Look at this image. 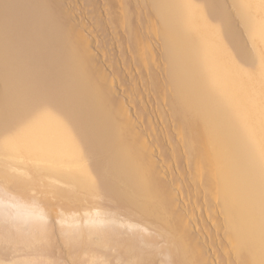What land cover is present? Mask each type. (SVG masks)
Listing matches in <instances>:
<instances>
[{
  "label": "bare ground",
  "instance_id": "6f19581e",
  "mask_svg": "<svg viewBox=\"0 0 264 264\" xmlns=\"http://www.w3.org/2000/svg\"><path fill=\"white\" fill-rule=\"evenodd\" d=\"M63 2L0 0V186L50 220L4 240L264 264V0Z\"/></svg>",
  "mask_w": 264,
  "mask_h": 264
},
{
  "label": "rangeland",
  "instance_id": "374dc122",
  "mask_svg": "<svg viewBox=\"0 0 264 264\" xmlns=\"http://www.w3.org/2000/svg\"><path fill=\"white\" fill-rule=\"evenodd\" d=\"M60 1H64L63 3H64V9H65V11L66 12H72L71 13V18H74V26H76V24H77V22L79 21L78 19H82V17H83V12L84 11H87L88 10V8L90 7V5H88L87 6V4H86V0H60ZM79 1H80V4H79ZM85 2V3H84ZM78 3V4H77ZM85 4V5H84ZM75 5H76V7H75ZM83 5V6H82ZM78 6V7H77ZM85 7H87V8H85ZM77 8V9H76ZM86 9V10H85ZM69 10V11H68ZM73 10H75V11H73ZM106 12V10L105 9H102L101 8V10H100V12H99V14H98V17L97 18H106V17H108L109 15L107 14V13H105ZM80 14H82L81 16L82 17H80ZM78 15V16H77ZM101 15V16H100ZM83 21H87V19H84L83 18ZM98 22V21H97ZM96 22V24H94V26H91V27H87V28H83L82 26H80L81 28H79V30L76 28V27H74V31H81L82 33H84V34H86V32H88L87 30H91V29H98V28H100L101 27V25H102V23L101 22H98L97 23ZM100 23V24H99ZM78 25V24H77ZM91 28V29H90ZM86 31V32H85ZM119 42V41H118ZM111 43H113V41H111ZM120 44H117V42L115 43V45H114V47H113V49L115 50V51H117V50H119L120 51V49L121 50H124L126 47H127V44L126 45H124V44H122V42H119ZM153 43H155V42H153ZM124 48V49H123ZM95 53H97V54H99L100 55V53L97 51H95ZM97 61H99V60H97ZM103 62H104V60H103ZM137 67V68H136ZM139 69H141V67L140 66H135V67H133L132 68V71L133 72H135V73H137V71L139 72ZM137 70V71H136ZM149 102H147V104H148ZM164 134H166V132H163V135ZM0 158H4V157H2V156H0ZM6 159V158H5ZM20 162V163H22L23 161H25V160H22V162H21V159H18L17 160V162ZM27 163H29V162H31V161H26ZM172 173H175L174 172V170H172ZM3 188V187H2ZM1 188V186H0V194L2 195H0V253H1V261L2 262H6V263H11V261H12V263H16V264H20V262H18V261H20V259H22V261H25V260H28L29 258H30V256L31 255H34V256H36V257H32V258H30L29 260H32V264H35L36 263V261H41L42 260V258L44 259V257H48V259L50 258V260L52 259V260H55L56 262H57V264H77V261H79V263L78 264H86V262L85 261H83V260H85V258L83 257H81V253L78 251V252H74V249H71L70 250V248H66L65 246L63 247V245H62V240H60V239H63L62 237H69V233L67 234V236L65 235L66 234V232H65V234H61L60 232H58L59 231V229L63 226V227H65V226H68V225H66L64 222L62 223H59V222H57V223H54L53 224V233H55V235H57L58 237L57 238H55L54 237V242H52L53 244H51V243H49V244H45V243H43V246H44V248H43V246H42V243H36V242H33V241H31V244H29L28 246H25L23 243H19L17 240H4V237H5V234L7 233V234H9V235H12L14 232L15 233H18V234H20V233H27L28 235L30 234V226L32 227V221H36L37 219H38V222H46V221H50L46 216H44L43 215V211L40 209L41 207L39 206V205H32V204H26L25 202H24V200H22V199H20V198H17L16 196H15V193L14 192H12V191H14L15 189H13V188H8V190L6 189V188H4L5 189V191H4V189H2ZM11 189H12V191H11ZM24 189V188H23ZM7 190V191H6ZM10 190V191H9ZM3 191V192H2ZM8 192V193H7ZM5 193V194H4ZM10 193H13V196L15 197H13ZM8 194V195H7ZM5 196V197H4ZM4 197V198H3ZM10 197V198H9ZM12 198V199H11ZM14 198V199H13ZM5 200H6V202H5ZM9 201H11L10 203H8ZM15 201V202H14ZM19 201V202H18ZM22 201H23V203H22ZM17 202V203H16ZM16 203V204H15ZM26 204V205H25ZM22 205V206H21ZM29 209V211H28V209L26 208V207ZM29 206V207H28ZM39 206V207H38ZM21 207V208H20ZM38 207V208H37ZM24 208V209H23ZM32 209H34L33 210V212H32ZM31 210V211H30ZM36 210V211H35ZM40 210V211H39ZM35 213V214H34ZM30 214V215H29ZM37 214V215H36ZM32 215H35V216H32ZM16 216V217H15ZM32 216V217H31ZM39 216V217H38ZM43 217V218H42ZM26 218V219H25ZM28 218V219H27ZM34 218V219H33ZM16 219V220H15ZM31 219V220H30ZM36 219V220H35ZM42 219H43V221H42ZM4 220V221H3ZM20 222V223H19ZM22 222V223H21ZM60 224V225H59ZM23 225V226H22ZM29 225V226H28ZM58 225V226H57ZM62 225V226H61ZM13 226V227H12ZM58 228H57V227ZM72 226V227H71ZM75 226V225H74ZM74 226L72 225V223L71 224H69V227L72 229V228H74ZM25 227V228H24ZM62 227V228H63ZM2 228V229H1ZM17 228V229H16ZM21 229V230H20ZM23 229V230H22ZM10 230V231H9ZM18 230V231H17ZM27 231H29V232H27ZM32 233V232H31ZM58 233H60L61 235H59ZM71 233V232H70ZM54 235V236H55ZM63 235V236H62ZM61 236V237H60ZM55 239H56V243L57 244H55ZM11 241V242H10ZM12 241H13V243H15L14 245L13 244H11L12 243ZM10 242V243H9ZM33 243H35V244H33ZM11 244V245H10ZM18 244H20V245H18ZM21 244H22V246H21ZM40 244V247L38 246ZM51 244V245H50ZM7 245H9V246H7ZM16 245V247L14 248L13 246H15ZM30 246V247H29ZM42 246V247H41ZM39 247V249L40 248H42V250L40 249V251H37L38 248ZM2 250V251H1ZM73 250V251H72ZM43 251H45V252H43ZM72 251V252H71ZM3 252V253H2ZM39 252V253H38ZM40 253H41V255L43 256H41L40 255ZM79 253H80V255H79ZM216 253H219V251H216ZM10 254V255H9ZM44 254V255H43ZM75 254V255H74ZM5 255H7V257L5 256ZM38 255V256H37ZM75 256V257H72V256ZM77 255V256H76ZM28 256H29V258H28ZM11 258L10 259V261H8L9 259H6V258ZM40 257V258H39ZM59 257L62 259H60L61 260V262L58 260L59 259ZM18 258H19V260H18ZM26 258V259H25ZM28 258V259H27ZM54 258V259H53ZM56 258H58V259H56ZM74 258V259H73ZM80 258V259H79ZM82 258V259H81ZM3 259H5V260H3ZM24 259V260H23ZM63 259H64V262H63ZM72 259V260H71ZM79 259V260H78ZM8 261V262H7ZM59 261V262H58ZM73 261V262H72ZM113 261H115V260H111V263L112 264H114L115 262H117V261H115V262H113ZM74 262H76V263H74ZM81 262H83V263H81ZM85 262V263H84ZM23 262H21V264H22ZM116 264V263H115ZM117 264H120V262L118 263L117 262Z\"/></svg>",
  "mask_w": 264,
  "mask_h": 264
}]
</instances>
